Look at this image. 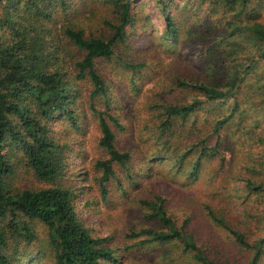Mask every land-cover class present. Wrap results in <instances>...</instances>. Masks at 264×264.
<instances>
[{"label": "rangeland", "instance_id": "rangeland-1", "mask_svg": "<svg viewBox=\"0 0 264 264\" xmlns=\"http://www.w3.org/2000/svg\"><path fill=\"white\" fill-rule=\"evenodd\" d=\"M51 1L52 20L46 26L53 36L48 37L51 43L44 55L57 47V55L60 52L62 56L56 61L48 56V66H61L70 81L77 123L61 113L44 119L64 154L63 169L53 181L37 177L21 149L7 147L5 151L16 166L13 187L72 189L80 221L94 236L111 237L110 243L120 248L119 264H195L180 243H142L128 238L133 230L156 227L142 203L156 196L165 198L178 224L188 221L187 230L207 255L219 259L217 249L226 256H239V263H245L248 253L227 229L207 216L205 204L244 230L251 240L264 236V196L247 192L245 187L247 178L264 182V86L250 74L241 89L240 109L222 129L217 156H203V142L217 144L213 125L229 113L232 99L204 104L196 115L173 126L184 132H177L166 144L167 135L158 131L163 119L161 106L191 101L192 94L179 88L177 78L195 76V69L203 64V54L188 45L186 28L180 37L169 36L161 0H132L134 18L126 39L116 43L112 58H100L96 64L106 85L107 103L101 93L92 96L89 76L78 78L75 63L84 58V51L69 43L61 28L74 23L87 35L109 37L106 20L114 21L115 14L103 0ZM165 1L171 7L168 13H174L176 2ZM23 6L24 1L19 7ZM205 14L202 9L193 18L202 20ZM93 105L118 117L123 128L113 125L116 146L131 155L125 167L114 163L107 198L101 191V171L96 163L109 154L100 144L102 132ZM199 158L193 175L190 169ZM33 225L36 237L32 241L11 245L13 264H54L47 226L40 220H34Z\"/></svg>", "mask_w": 264, "mask_h": 264}, {"label": "trees", "instance_id": "trees-1", "mask_svg": "<svg viewBox=\"0 0 264 264\" xmlns=\"http://www.w3.org/2000/svg\"><path fill=\"white\" fill-rule=\"evenodd\" d=\"M23 1L21 8L19 5ZM103 1L115 14L114 21L106 20L111 30L109 37L87 35L83 27L74 23L61 30L69 43L84 51V58L75 63L78 78L89 76L94 86L92 96L101 93L106 98V85L96 64L100 58L114 56L116 43L127 37V27L133 22L134 13L131 12L132 0ZM180 1H184L183 5ZM161 2L167 34L180 37L186 28L188 45L203 54V64L195 69V76L177 78L179 88L192 94L191 101L165 102L161 106L163 119L158 131L167 135L168 144L177 132H184L180 127H173L178 122L196 115L204 104L232 99L229 113L221 115L213 125L217 144L209 146L203 142V156H217L222 129L232 113L240 109L241 89L250 74L253 73L256 82L264 86L263 0H171L177 5L172 14L168 13L171 7L167 2ZM53 5L51 0H0V264H13L14 253L10 251L13 243L32 241L36 237L34 220L42 221L48 228L54 264H119L120 248L110 243L111 237L94 236L80 221L72 189L49 186L20 190L13 187L16 166L5 149L12 146L21 149L35 175L53 181L63 169L64 154L62 145L53 138L44 119L61 113L77 123L72 88L68 86L70 81L61 66H48V56L55 61L62 56L60 52L57 55V47L47 57L44 55L51 43L48 37L53 36L46 26L52 20L49 8ZM202 9L206 12L202 20L193 18ZM91 110L99 120L100 144L109 154V158L96 163L101 171V191L107 198V183L115 175L114 163L125 167L131 155L116 146L113 125L123 128L118 117L94 105ZM183 154L178 158L182 159ZM198 164L200 158L190 169L191 174L196 175ZM245 187L247 192L264 196V182L247 178ZM142 203L156 227L133 230L128 238L142 243H180L195 264H240L239 256L237 259L226 256L217 249L220 261L207 255L187 230L188 221L178 224L162 196ZM205 211L248 253L243 264H264V236L251 240L244 230L233 225L212 205L205 204Z\"/></svg>", "mask_w": 264, "mask_h": 264}]
</instances>
